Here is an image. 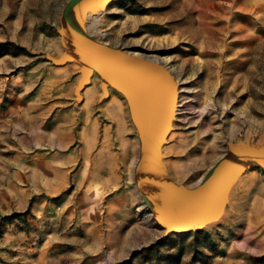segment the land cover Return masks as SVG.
Returning <instances> with one entry per match:
<instances>
[{
    "label": "rangeland",
    "instance_id": "rangeland-1",
    "mask_svg": "<svg viewBox=\"0 0 264 264\" xmlns=\"http://www.w3.org/2000/svg\"><path fill=\"white\" fill-rule=\"evenodd\" d=\"M82 1L0 0V264H264V0Z\"/></svg>",
    "mask_w": 264,
    "mask_h": 264
},
{
    "label": "water",
    "instance_id": "water-1",
    "mask_svg": "<svg viewBox=\"0 0 264 264\" xmlns=\"http://www.w3.org/2000/svg\"><path fill=\"white\" fill-rule=\"evenodd\" d=\"M92 0H86L80 2V5H86L90 3ZM73 20L77 19V14L72 13L71 15ZM65 28L68 38L76 41L83 49L87 50L92 56L96 58V61L101 64H119L122 65V68L125 71H131V67H129V64H134L137 67H147L143 64H141L138 61H131V60H124L122 58L116 57L111 55L109 52L101 49L100 47L95 46L88 38H86L82 33L79 31V29L74 25V23L67 17V14L65 16ZM156 74V73H155Z\"/></svg>",
    "mask_w": 264,
    "mask_h": 264
},
{
    "label": "trees",
    "instance_id": "trees-1",
    "mask_svg": "<svg viewBox=\"0 0 264 264\" xmlns=\"http://www.w3.org/2000/svg\"><path fill=\"white\" fill-rule=\"evenodd\" d=\"M193 229H191V228H187V229H185V230H182V231H180L178 234L179 235H185V234H188V233H190L191 231H192ZM197 233H199V232H197ZM201 233V232H200ZM203 233V232H202ZM204 236L206 237V239H207V241H208V243L210 242V238H209V236L206 234V233H204ZM211 243V242H210ZM211 245V244H210ZM151 249H148V250H143V252H146V251H150ZM143 252H141V253H143ZM140 253V254H141ZM198 256H196V255H194L192 258H191V263H193V264H195V263H203V264H205L210 258L209 257H207V256H203V254H197ZM133 259H134V257H133ZM132 258L131 259H129V260H127V261H125V262H123L122 264H132V260H133ZM165 261H166V263L167 264H177V258H175V256L173 257V256H166L165 257Z\"/></svg>",
    "mask_w": 264,
    "mask_h": 264
},
{
    "label": "crops",
    "instance_id": "crops-1",
    "mask_svg": "<svg viewBox=\"0 0 264 264\" xmlns=\"http://www.w3.org/2000/svg\"><path fill=\"white\" fill-rule=\"evenodd\" d=\"M118 105L119 103H117L116 101H112V106L115 108V110L117 111L118 110ZM118 112H115L114 115L112 116H115V120L118 121V115H117Z\"/></svg>",
    "mask_w": 264,
    "mask_h": 264
}]
</instances>
